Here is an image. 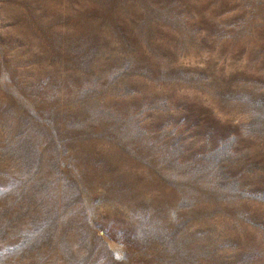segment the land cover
I'll use <instances>...</instances> for the list:
<instances>
[{"label": "rangeland", "instance_id": "rangeland-1", "mask_svg": "<svg viewBox=\"0 0 264 264\" xmlns=\"http://www.w3.org/2000/svg\"><path fill=\"white\" fill-rule=\"evenodd\" d=\"M0 264H264V0H0Z\"/></svg>", "mask_w": 264, "mask_h": 264}]
</instances>
